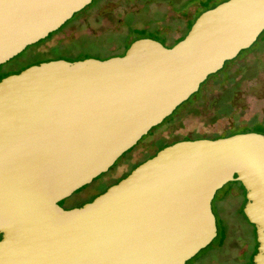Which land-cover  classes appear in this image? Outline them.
Segmentation results:
<instances>
[{"label": "water", "instance_id": "1", "mask_svg": "<svg viewBox=\"0 0 264 264\" xmlns=\"http://www.w3.org/2000/svg\"><path fill=\"white\" fill-rule=\"evenodd\" d=\"M92 0H0V65ZM264 31V0L202 12L170 48L55 60L0 80V264H185L216 237L212 199L238 182L264 264V135L179 141L91 202L58 203L106 173Z\"/></svg>", "mask_w": 264, "mask_h": 264}, {"label": "rangeland", "instance_id": "2", "mask_svg": "<svg viewBox=\"0 0 264 264\" xmlns=\"http://www.w3.org/2000/svg\"><path fill=\"white\" fill-rule=\"evenodd\" d=\"M205 1L92 0L58 33H50L0 65V80L3 74L12 75L47 61L107 59L125 48L128 37H133L131 28L154 27L153 32L167 38V41L158 39V42L170 47L185 35V21L192 22L201 11L199 5ZM225 1L210 0L208 3L215 7ZM232 71L235 75L228 81ZM223 101L227 109L219 104ZM257 124H264V31L250 48L208 76L196 93L162 123L151 128L106 173L75 191L78 193L74 192L64 203L69 205L81 200L79 198L91 197L103 189L114 174L126 172L132 162L158 152L175 140H215L248 132L264 135V129ZM245 204V192L238 182H229L216 191L211 202L216 237L185 264H252L257 244L254 227L243 215Z\"/></svg>", "mask_w": 264, "mask_h": 264}, {"label": "flooded vegetation", "instance_id": "3", "mask_svg": "<svg viewBox=\"0 0 264 264\" xmlns=\"http://www.w3.org/2000/svg\"><path fill=\"white\" fill-rule=\"evenodd\" d=\"M70 21V20H69ZM67 23V22H66ZM65 23V24H66ZM64 24V25H65ZM63 25V26H64ZM62 26V27H63ZM62 27L60 29H62ZM59 29V30H60ZM58 31V30H57ZM58 33V32H57ZM130 45V44H129ZM129 45L125 48V49H122L121 52L119 53H116L114 54L112 57H116V56H123L125 51L127 50V48L129 47ZM164 46V45H163ZM173 46V45H172ZM166 47V46H165ZM171 47V46H170ZM170 47H167V48H170ZM110 58V57H109ZM108 59V58H107ZM105 60V59H104ZM19 72L21 71H18L14 74H18ZM231 73H234L233 71ZM6 76H9V74H3V76H1V78H4ZM184 139H180V140H175L173 141L172 143H170L169 145L175 143V142H179V141H183ZM169 145H165V146H169ZM163 148V147H162ZM157 153V151L155 153H152V154H149L148 156H146V158H143V159H140V160H136L134 162H132L130 168L124 172V173H121V174H114V177L113 179H110L108 180L106 186L101 189L100 191L98 192H95L94 194H91V197H88V198H79L81 200H78L76 202H73V203H69V205H65L64 202H66L67 200H69L74 194H72L71 196H69L68 198L62 200L61 202L58 203L59 206H61L63 209L65 210H69V209H72V208H76V207H80L86 203H89L91 202L94 198H96L97 196H99L100 194L104 193L110 186L118 183L120 180H122L123 178H125L135 167H137L138 165H140L141 163H143L144 161H146L147 159L153 157L155 154ZM75 193H78V192H75Z\"/></svg>", "mask_w": 264, "mask_h": 264}, {"label": "trees", "instance_id": "4", "mask_svg": "<svg viewBox=\"0 0 264 264\" xmlns=\"http://www.w3.org/2000/svg\"><path fill=\"white\" fill-rule=\"evenodd\" d=\"M156 1V0H155ZM210 0H207V1H205V3H201V5H199V8L201 9V11L199 12V13H201V12H204V11H206V10H208V9H211V8H213V7H211L210 5H209V2ZM152 2H154V1H152ZM177 3L179 2V1H176ZM149 3H151V2H149ZM148 4V3H147ZM198 13V14H199ZM198 14H197V16H198ZM196 16V17H197ZM195 17V18H196ZM184 18V17H183ZM194 18V19H195ZM194 19L192 20V22L189 20V19H187L185 22V24H184V29H186V33H185V35L187 34V32H188V30L190 29V27H191V25L193 24V22H194ZM72 20V19H71ZM70 20V21H71ZM69 21V22H70ZM69 22H67L64 26H66ZM63 26V27H64ZM62 27V28H63ZM131 29H133V37H128V40L129 39H131V41L129 42L128 40H127V42H128V44H126V46H125V48L131 43V42H133V41H135V40H137V39H141V38H152V39H154V40H156V41H158V39H163V40H165V41H167V38L166 37H164V34H162V36L161 35H159L158 34V32H153L155 29H154V27H151V28H148V29H146V28H141V29H136V28H131ZM61 30V29H60ZM60 30H58V31H60ZM57 31V32H58ZM146 33V34H145ZM147 34H149L148 36H147ZM184 35V36H185ZM184 36H181L179 39H177V40H175V42H174V44L175 43H177L178 41H180L181 39H183V37ZM161 37V38H160ZM169 41V40H168ZM173 44V45H174ZM124 48V49H125ZM235 73V72H234ZM234 73H230V75H229V79H228V81L235 75ZM227 81V82H228ZM225 83V82H224ZM224 83H221V85L220 86H223V84ZM214 85L215 86H218L216 83H214ZM227 99V101H228V98H225V100ZM226 103V101H223V103L221 104V103H219L223 108H225V109H227V104H225ZM224 104V105H223ZM252 124V123H251ZM257 125H259L258 127H260V128H262V129H264V124L262 125V124H257ZM164 147H166V146H164ZM161 149V148H160ZM255 232V231H254ZM255 254V253H254Z\"/></svg>", "mask_w": 264, "mask_h": 264}]
</instances>
